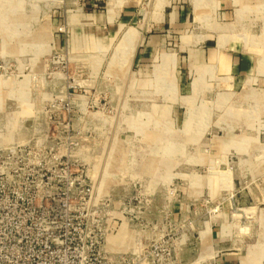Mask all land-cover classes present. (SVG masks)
Segmentation results:
<instances>
[{
    "label": "rangeland",
    "instance_id": "1",
    "mask_svg": "<svg viewBox=\"0 0 264 264\" xmlns=\"http://www.w3.org/2000/svg\"><path fill=\"white\" fill-rule=\"evenodd\" d=\"M39 133L71 246L264 264V0H0V145Z\"/></svg>",
    "mask_w": 264,
    "mask_h": 264
},
{
    "label": "built area",
    "instance_id": "2",
    "mask_svg": "<svg viewBox=\"0 0 264 264\" xmlns=\"http://www.w3.org/2000/svg\"><path fill=\"white\" fill-rule=\"evenodd\" d=\"M37 136L35 142L0 145V264H175L157 258L168 250L159 242L148 248L137 243L132 251L129 244L119 245L118 258L102 255L97 230L83 236L79 224L71 246L64 227L66 199L54 198L63 154L48 133Z\"/></svg>",
    "mask_w": 264,
    "mask_h": 264
},
{
    "label": "crops",
    "instance_id": "3",
    "mask_svg": "<svg viewBox=\"0 0 264 264\" xmlns=\"http://www.w3.org/2000/svg\"><path fill=\"white\" fill-rule=\"evenodd\" d=\"M130 6H121L120 10H122V18L120 19L119 17H117V21H121L123 23V21H126L124 16L127 14V12H130V9H129ZM111 20L112 19H106V24L103 23V25H111ZM108 23V24H107ZM125 24V23H123ZM218 59V58H217ZM229 59V60H228ZM218 63V62H217ZM225 64H228V69H230V74L235 76V77H240L241 75H244L248 72H250L253 68V59H251L249 57V55L247 53H237L236 54H228V57H227V63L224 62ZM220 65H222L220 63ZM223 67H226L227 65H222Z\"/></svg>",
    "mask_w": 264,
    "mask_h": 264
},
{
    "label": "bare ground",
    "instance_id": "4",
    "mask_svg": "<svg viewBox=\"0 0 264 264\" xmlns=\"http://www.w3.org/2000/svg\"><path fill=\"white\" fill-rule=\"evenodd\" d=\"M132 36V35H131ZM216 57V55H215ZM217 58V57H216ZM34 79V78H33ZM127 244H130V236H129V233L128 232H124L123 233V244L121 246H126Z\"/></svg>",
    "mask_w": 264,
    "mask_h": 264
}]
</instances>
